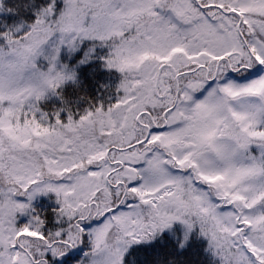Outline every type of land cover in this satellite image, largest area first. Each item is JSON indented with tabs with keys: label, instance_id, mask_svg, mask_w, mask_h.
<instances>
[{
	"label": "snow or ice",
	"instance_id": "1",
	"mask_svg": "<svg viewBox=\"0 0 264 264\" xmlns=\"http://www.w3.org/2000/svg\"><path fill=\"white\" fill-rule=\"evenodd\" d=\"M85 41L115 99L45 112ZM175 222L215 264H264V0H49L0 33V264H124Z\"/></svg>",
	"mask_w": 264,
	"mask_h": 264
},
{
	"label": "trees",
	"instance_id": "2",
	"mask_svg": "<svg viewBox=\"0 0 264 264\" xmlns=\"http://www.w3.org/2000/svg\"><path fill=\"white\" fill-rule=\"evenodd\" d=\"M48 2L49 0H0V33L17 27L27 29L35 21L37 12L47 6ZM93 44L95 48L89 52L88 49ZM107 53V47L93 41H85L75 50L62 49L60 61L67 64L68 70L74 75L55 91L46 93L40 101L41 108L48 113L61 110L60 114L66 116L67 111L82 113L94 105L114 100L120 73L106 66L104 57ZM33 206L41 215L54 220L53 209L57 206L55 194L37 196ZM172 229L178 233V237L167 240L157 237L151 242L130 245L124 255V264H129L130 258L134 256L141 259V252L144 253L141 264H147L158 253H163L170 264H215L212 253L208 250V241L198 234V230H193L184 246L180 247L174 240L183 238V226L180 222H175ZM168 233L169 230L165 229L161 235L167 237Z\"/></svg>",
	"mask_w": 264,
	"mask_h": 264
},
{
	"label": "clouds",
	"instance_id": "3",
	"mask_svg": "<svg viewBox=\"0 0 264 264\" xmlns=\"http://www.w3.org/2000/svg\"><path fill=\"white\" fill-rule=\"evenodd\" d=\"M6 63H7V65L9 66L10 69H11L12 67H14V66H17V64H18V62L15 61V60H13V61H7ZM37 84H38V82H37Z\"/></svg>",
	"mask_w": 264,
	"mask_h": 264
}]
</instances>
